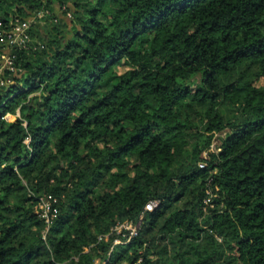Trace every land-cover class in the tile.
Returning <instances> with one entry per match:
<instances>
[{
    "label": "trees",
    "instance_id": "obj_1",
    "mask_svg": "<svg viewBox=\"0 0 264 264\" xmlns=\"http://www.w3.org/2000/svg\"><path fill=\"white\" fill-rule=\"evenodd\" d=\"M33 16L0 88V264H264V0H0Z\"/></svg>",
    "mask_w": 264,
    "mask_h": 264
},
{
    "label": "built area",
    "instance_id": "obj_2",
    "mask_svg": "<svg viewBox=\"0 0 264 264\" xmlns=\"http://www.w3.org/2000/svg\"><path fill=\"white\" fill-rule=\"evenodd\" d=\"M40 16H42V14H40ZM33 22V19H21L19 17L12 19L8 23L0 22V88L13 82L12 75L15 74L16 71L21 70L16 68L14 63L16 58L15 49H29L32 46L33 38L31 28ZM7 71H9V74L6 73ZM11 115L12 114L8 112L3 118L11 121ZM18 116H20L19 112ZM199 165L204 168L207 164L205 162H200ZM207 192L208 196L205 198V203L207 205H212L213 194L209 190ZM158 205V200H151L146 205V209L152 211ZM37 210L39 217L45 222L48 230L59 214L58 198L53 194H47L41 197L38 202ZM141 220L142 215L137 223L126 221L118 224L113 230L119 235L114 240V244L129 242L132 237L136 236L140 228ZM47 230H45V232ZM107 237L108 235H105V238ZM102 238L103 236L100 237V239Z\"/></svg>",
    "mask_w": 264,
    "mask_h": 264
},
{
    "label": "rangeland",
    "instance_id": "obj_3",
    "mask_svg": "<svg viewBox=\"0 0 264 264\" xmlns=\"http://www.w3.org/2000/svg\"><path fill=\"white\" fill-rule=\"evenodd\" d=\"M53 16L57 17L58 20H61L62 23H65V24L67 25V29H70V28H71V21H70L71 18L68 17V16L63 12V9H61L60 6H59L58 4H55V5H54ZM34 17H35V16H33V18H32L33 20H35ZM45 19H46V18L41 19V21L38 22V23L36 24V25H39L38 28H39V30H40V32H41L42 35L45 34V31H46V25L48 24L47 21H46ZM33 41H34V40L32 39V44H33ZM121 70H123V68H121ZM254 70H255V69H253L252 71L255 72ZM255 85H256V86H264V79H263V78H259V79H257L256 82H255ZM31 96H32V95L28 96L27 99H25V101H28V100L31 98ZM234 108H235V106H234L233 104H231V103L226 104V105L224 106V114H225L227 117L233 119V118H234V117H233V116H234ZM18 112H19V111H18ZM18 112H17L16 114H12V113H11V114H12V115H11V121L15 120L16 117H20V116H18ZM37 209H38V202H37V206H36V211H38ZM122 262H124V264H129L127 260H124V261H122Z\"/></svg>",
    "mask_w": 264,
    "mask_h": 264
}]
</instances>
